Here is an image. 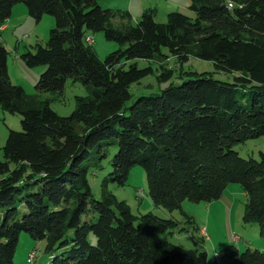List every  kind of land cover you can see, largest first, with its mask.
Masks as SVG:
<instances>
[{
  "label": "trees",
  "instance_id": "obj_1",
  "mask_svg": "<svg viewBox=\"0 0 264 264\" xmlns=\"http://www.w3.org/2000/svg\"><path fill=\"white\" fill-rule=\"evenodd\" d=\"M18 3L36 21L52 15L55 26L45 44L20 54L27 67H45L34 93L12 82L0 41V107L21 116L0 157V264H15L21 232L46 241L50 264H264V149L258 158L237 149L264 135V0H189L193 17L173 10L166 22L151 8L133 19L129 9L97 0H0L1 24ZM86 31H103L120 47L101 59ZM163 47L181 61L210 60L233 78L187 71L180 82L133 98L132 83L153 72L135 60L161 59ZM171 76V69L157 74L159 82ZM67 79L89 94L77 95L63 116L42 94L61 92ZM105 161L96 198L87 173L105 171ZM136 164L151 201L169 210L240 184L242 220L258 225L261 246L232 240L210 256L162 238L175 220L135 215L107 188L124 186Z\"/></svg>",
  "mask_w": 264,
  "mask_h": 264
},
{
  "label": "rangeland",
  "instance_id": "obj_2",
  "mask_svg": "<svg viewBox=\"0 0 264 264\" xmlns=\"http://www.w3.org/2000/svg\"><path fill=\"white\" fill-rule=\"evenodd\" d=\"M104 7L129 9L132 18L137 19L145 9H153L154 18L158 22H166L167 13L179 10L194 16L189 9V0H97ZM14 12L5 22L6 28L0 31V41L9 50L7 65L9 75L13 83L21 85L26 93L35 92V83L44 66L27 67L20 54L27 49L34 51V45L39 42L45 44L50 29L55 26V19L50 14H43L40 21L34 20L24 3L15 4ZM21 7L19 10L18 8ZM13 9V8H12ZM0 26L2 24L0 23ZM88 44L95 54L104 59L105 56L117 48L120 44L108 40L103 31H86ZM165 55L160 59H136L139 68L151 66L153 72L132 83L130 91L135 98L138 95H149L159 92L170 82H180L187 78V71L212 72L215 78L232 79L233 74L222 73L216 70L210 60H203L189 56L185 61L179 60L162 48ZM166 69L172 70V78L169 80H158L157 74ZM88 89L79 81L67 79L63 90L54 94L43 93L42 97H50V106L60 115H69L76 106L77 95L88 96ZM21 130V116L18 113L3 111L0 107V157L3 158V146L9 130ZM242 156L252 155L259 157V150L264 149V135L254 139H248L237 146ZM106 162V161H105ZM103 169L90 168L87 178L93 195L100 198L101 181L108 170V163ZM13 167V164H10ZM118 199H123L129 205L131 212L141 215L147 212L163 218H172L176 226L168 229L161 236L168 241L185 249H202L213 255L222 246L237 240L238 245L243 248L249 242L253 248L261 245L259 239V227L257 224H246L242 220L246 203V193L240 184L232 183L222 192L218 199L212 201L184 200L178 209L169 210L163 206L155 205L148 193V183L143 167L134 165L128 172L127 183L119 186L110 182L107 187ZM205 227L206 238L202 236L200 229ZM235 234V235H234ZM253 240V241H252ZM234 243V242H233ZM15 264H50L46 253V241L35 240L27 233L21 232L18 245L14 254Z\"/></svg>",
  "mask_w": 264,
  "mask_h": 264
},
{
  "label": "crops",
  "instance_id": "obj_3",
  "mask_svg": "<svg viewBox=\"0 0 264 264\" xmlns=\"http://www.w3.org/2000/svg\"><path fill=\"white\" fill-rule=\"evenodd\" d=\"M20 8H21V7H19L18 9L21 10ZM14 9H15V6H13L12 13L14 12ZM7 20H8V19H7ZM7 20H6V21H7ZM6 21H5V22H6ZM5 22L2 24V29H1V30H3L4 28H6L7 24H6ZM4 45H5V44H4ZM5 46H6V45H5ZM8 70H9V67H8ZM10 78H11V77H10ZM234 235H235V234H234ZM256 240H258V239L256 238Z\"/></svg>",
  "mask_w": 264,
  "mask_h": 264
},
{
  "label": "built area",
  "instance_id": "obj_4",
  "mask_svg": "<svg viewBox=\"0 0 264 264\" xmlns=\"http://www.w3.org/2000/svg\"><path fill=\"white\" fill-rule=\"evenodd\" d=\"M1 29H2V26H0V31H1ZM200 231L202 233V236L206 238L207 236H206V230H205L204 226L200 229Z\"/></svg>",
  "mask_w": 264,
  "mask_h": 264
}]
</instances>
